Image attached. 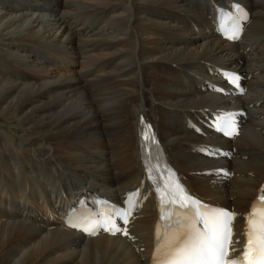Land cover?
Masks as SVG:
<instances>
[{
    "label": "bare ground",
    "instance_id": "obj_1",
    "mask_svg": "<svg viewBox=\"0 0 264 264\" xmlns=\"http://www.w3.org/2000/svg\"><path fill=\"white\" fill-rule=\"evenodd\" d=\"M41 1L0 0V5L9 4L13 11L41 5L52 11L57 4L56 0ZM240 1L257 13L247 32L251 39L258 38L253 59L244 46L215 33L211 20H204L202 26L198 18L204 11L192 0H64L57 7L60 15L35 11L10 20L0 10V132L5 134L0 136V167L13 171H0V264H147L149 224L155 216L150 214L148 201L128 233L131 242L107 234L81 239L77 232L63 230L56 216L61 210L57 204L73 199L87 186L116 198L140 181L139 110L150 118L154 114L151 119L169 159L182 170L195 193L238 210L248 208L264 181V124H256L264 120V96L253 99L255 104L260 102L263 118L243 120L241 142L209 138L224 150L235 147L234 158L227 151L202 157L196 150L200 136L178 118L172 119L180 108L243 109L236 92L220 95L202 89L204 83L190 88L179 80L181 71L203 73L207 61L252 74L249 83L260 84L264 91V58L258 52L264 47V0ZM97 8H108V18H120L117 28L114 32L104 29L97 38H77L83 27H68L63 13L71 15L80 9L92 14ZM89 64H93L91 69L83 71ZM205 71L208 80L220 81L211 68ZM118 76H124L121 82L116 81ZM120 95L127 101L123 110L115 104ZM153 105L162 113L150 112ZM9 135L18 143L24 140L31 147H43L44 157L49 156L44 165L51 167L47 178L14 167L23 159L22 154L13 157V145L18 143ZM11 159L16 160L14 166ZM209 165L219 168L216 174L222 178L218 183H211L210 175L197 174ZM231 169L234 177L224 176ZM46 189H56L54 196L46 195ZM33 197L38 199L29 200ZM38 203L44 205V212ZM67 239L73 241L67 243Z\"/></svg>",
    "mask_w": 264,
    "mask_h": 264
},
{
    "label": "snow or ice",
    "instance_id": "obj_2",
    "mask_svg": "<svg viewBox=\"0 0 264 264\" xmlns=\"http://www.w3.org/2000/svg\"><path fill=\"white\" fill-rule=\"evenodd\" d=\"M238 34L237 27L232 38H237ZM236 79L238 78L233 79V83ZM227 134L234 133L229 131ZM165 195L168 197L167 204L172 209L168 216L170 223L163 236L160 226H157L153 264H264V188L247 215L244 230L246 239L240 255L236 257L230 255V252L236 251L234 248L230 249L233 235L231 223L235 213L204 205L171 178L166 181L162 200ZM127 215L124 214L125 223ZM107 223L112 221L109 219ZM198 224L203 227H198ZM113 228L116 232L122 231L114 224ZM84 231L95 234V225L85 227ZM123 232L128 234L126 229Z\"/></svg>",
    "mask_w": 264,
    "mask_h": 264
},
{
    "label": "rangeland",
    "instance_id": "obj_3",
    "mask_svg": "<svg viewBox=\"0 0 264 264\" xmlns=\"http://www.w3.org/2000/svg\"><path fill=\"white\" fill-rule=\"evenodd\" d=\"M41 1V0H40ZM59 1V2H58ZM64 0H56V5L54 6V8L52 9V11H50L51 9H45V8H42L41 7V5H39V6H29V7H27V6H24V7H19L20 9H19V11L17 10L18 8H16L15 10L16 11H13L12 9V7L9 5V4H2V5H0L1 7H0V10H2V13L4 14V15H6L7 17H8V20H10L12 17H14V16H16L17 15V17L19 18V17H22V13H32V12H35L36 11V13L38 14V13H40V12H43V13H48V15H49V13H56V14H61V12H60V8L58 9L57 7H58V5L60 6L61 4H62V2H63ZM42 2V1H41ZM39 4H41V3H39ZM43 4V3H42ZM9 7V8H8ZM27 8V9H23V8ZM33 7V8H32ZM31 8V9H30ZM108 9V8H107ZM107 9H103V11L101 10V12H102V14H103V16H106L107 14H108V10ZM79 11H81L80 9H78ZM100 11L98 8L96 9V11L95 12H98V11ZM55 11V12H54ZM79 11H77L76 10V12H79ZM76 12H72L71 13V15L73 14V13H76ZM82 12V11H81ZM86 13H90L89 11H85ZM63 14H66V15H68V14H70V13H63ZM63 14H62V16H63ZM46 16V17H49V16ZM38 16V15H37ZM61 16V18L63 19V17ZM65 19V18H64ZM68 19V20H67ZM109 19H111L110 21H109ZM66 20V22H68V27H70V28H75V29H77V27H83L82 28V32H83V29H84V32L82 33V34H80V36H78V35H76V37L77 38H97V36H98V34L94 31V29H87V27H85L83 24H80V26L78 25V23L76 22V21H74L73 20V18H66L65 19ZM120 20V18L116 21V20H113V17L112 18H108V20L107 21H105L103 24H101V25H99V27L97 28V29H99L100 31H101V33L100 34H103V33H105V32H114V30L117 28L116 27V23H118V21ZM71 21V22H70ZM70 24V25H69ZM4 25V24H3ZM74 25V26H73ZM106 31H105V30ZM105 31V32H104ZM92 32V33H91ZM95 32V33H94ZM91 35V36H90ZM85 36V37H84ZM157 37L158 35H154V37ZM149 37V34L148 35H145L144 36V38L146 39V38H148ZM157 38H159V37H157ZM200 40V39H199ZM192 46H191V48H193V47H196L195 45H193L192 43H190ZM165 45V44H164ZM198 47H199V43H198ZM1 66V65H0ZM22 71H25V70H27V69H25V67L23 68H20ZM150 72H153V71H150ZM123 79H118V80H116V81H118V82H121ZM120 90H125L126 88L125 87H120L119 88ZM124 99H125V101H123V100H120L118 103H116V108H117V110H123V108H124V106H125V104L127 103V101H126V97L124 96L123 97ZM129 104V103H128ZM16 129L17 130H22V127H16ZM5 134H3V133H1L0 132V136L2 137V136H4ZM12 139H14L15 140V138L13 137V136H11V135H9ZM16 141V140H15ZM16 143H18L17 141H16ZM20 148H22V151H20L19 149ZM35 149H37V150H35ZM19 153H18V152ZM17 154H22V159L24 158L25 160H27L28 162H32V161H30V159L29 158H31L32 160H34V161H36V156H37V154H38V158H42L43 159V161H46V159L49 157L48 156V154H47V156L46 157H44V155L46 154L45 153V151H44V149H43V147H40V146H37V148H34V147H31V146H29V144L27 143V142H24V140H22L21 141V143H18L17 144V146L15 147L14 145H13V157L15 156V155H17ZM7 155H9V154H7ZM48 163H50V160H49V162ZM4 171L5 173H13V171L11 170V169H8V168H3V167H0V171ZM3 185V184H2ZM45 188H47V185H45L44 186ZM14 196H15V198L17 199V195H16V193L14 194ZM1 224V223H0ZM143 229V227L141 228V230Z\"/></svg>",
    "mask_w": 264,
    "mask_h": 264
}]
</instances>
